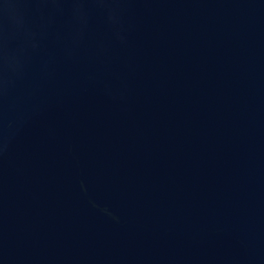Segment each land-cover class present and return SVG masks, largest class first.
Listing matches in <instances>:
<instances>
[{
  "label": "water",
  "instance_id": "water-1",
  "mask_svg": "<svg viewBox=\"0 0 264 264\" xmlns=\"http://www.w3.org/2000/svg\"><path fill=\"white\" fill-rule=\"evenodd\" d=\"M0 264H264V0H0Z\"/></svg>",
  "mask_w": 264,
  "mask_h": 264
}]
</instances>
